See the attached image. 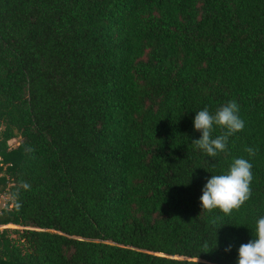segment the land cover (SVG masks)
Segmentation results:
<instances>
[{
  "label": "trees",
  "instance_id": "obj_1",
  "mask_svg": "<svg viewBox=\"0 0 264 264\" xmlns=\"http://www.w3.org/2000/svg\"><path fill=\"white\" fill-rule=\"evenodd\" d=\"M231 100L244 129L208 157L195 114ZM241 157L250 199L201 210ZM1 197L0 264H236L264 216V0H0Z\"/></svg>",
  "mask_w": 264,
  "mask_h": 264
},
{
  "label": "clouds",
  "instance_id": "obj_2",
  "mask_svg": "<svg viewBox=\"0 0 264 264\" xmlns=\"http://www.w3.org/2000/svg\"><path fill=\"white\" fill-rule=\"evenodd\" d=\"M239 110V104L231 100L214 114L207 107L196 112L193 127L200 133V138L192 143L208 157L214 158L225 152L229 137L244 129L245 122ZM214 128L221 129V134L215 138L212 135ZM245 151L249 157H254L257 150L247 147ZM252 180L251 162L243 157L234 159L226 174L207 178L199 198L201 210L212 212L218 209L226 216L239 210L251 197ZM230 250L231 245L225 249ZM236 264H264V216L256 221L255 238L239 246Z\"/></svg>",
  "mask_w": 264,
  "mask_h": 264
},
{
  "label": "rangeland",
  "instance_id": "obj_3",
  "mask_svg": "<svg viewBox=\"0 0 264 264\" xmlns=\"http://www.w3.org/2000/svg\"><path fill=\"white\" fill-rule=\"evenodd\" d=\"M9 145H10V146H14L15 143L12 141V142L9 143ZM5 201H6V198H4V197H1V198H0V208L4 205ZM4 227H5V228H10V229L14 228L13 226H10V225H8V226H4Z\"/></svg>",
  "mask_w": 264,
  "mask_h": 264
}]
</instances>
